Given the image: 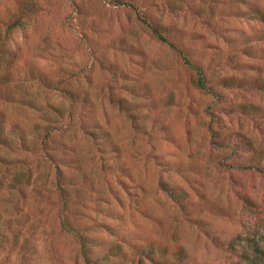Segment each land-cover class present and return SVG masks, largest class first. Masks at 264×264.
<instances>
[{
  "label": "rangeland",
  "instance_id": "1",
  "mask_svg": "<svg viewBox=\"0 0 264 264\" xmlns=\"http://www.w3.org/2000/svg\"><path fill=\"white\" fill-rule=\"evenodd\" d=\"M128 1L0 0V156L31 174L24 196L0 186V264H244L264 246V0Z\"/></svg>",
  "mask_w": 264,
  "mask_h": 264
},
{
  "label": "trees",
  "instance_id": "2",
  "mask_svg": "<svg viewBox=\"0 0 264 264\" xmlns=\"http://www.w3.org/2000/svg\"><path fill=\"white\" fill-rule=\"evenodd\" d=\"M116 2H118V4H122V5H129L131 7H133L135 9L134 4H132L131 1H125V0H116ZM138 17L140 19H142L143 23H145L150 30L152 31V33L161 41L168 43L169 45H171L172 47H174L178 53L181 54L184 63L186 65H189L190 67H195V64L190 62L189 59L186 57V55H184L182 52H180V50L175 46V44H173L167 37V35L165 34L164 30L162 28H159L158 26H154L153 24H150L148 22H146L145 17H143L141 14H138ZM4 54V47L0 46V61H1V57ZM1 64V62H0ZM29 72L28 75L33 76V72L31 69L27 70V73ZM34 78L39 79L40 81H45L42 80V76L40 74H34ZM195 85L199 88L204 89L205 88V83L204 80L202 78V75L199 74L198 78H196L195 81ZM258 87H260L258 85ZM65 94L66 96L70 99L73 100L74 98V93L70 90H65ZM1 93H0V98H1ZM119 105H121V102L119 100H115ZM122 107V106H121ZM6 113L5 110L0 108V147H5V148H13V146L15 145L12 141V137H11V133L13 131V129H11V132L8 131V129H6ZM13 128L15 130L17 124L14 123ZM18 128V126H17ZM52 131H47L45 135L49 136L51 135ZM93 134L94 137V133L91 132V135ZM19 136L20 139H24L23 138V132L20 131L19 132ZM21 145H24L23 143H20ZM14 165V160H10L5 156H0V186H4V185H9L10 186V190L11 191H15L16 193H19L21 195H25V192L22 188L23 185L28 184L30 178H31V174L29 171L27 172H23L21 170V168L17 169V168H12V166ZM8 169L10 170V177L7 178V176L5 175L6 171H8ZM3 217L2 211L0 209V245L2 243V240H5V232L3 231V229H1V219ZM245 241L247 240V238H243ZM248 247H246V249L244 248L246 246V243H244L242 245V250L240 252V258H243L244 260V264H264V246H262L261 244H259V242L255 239H248ZM83 248V245H82Z\"/></svg>",
  "mask_w": 264,
  "mask_h": 264
}]
</instances>
